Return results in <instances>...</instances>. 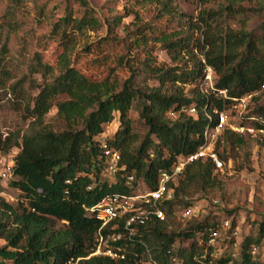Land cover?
<instances>
[{
    "label": "trees",
    "instance_id": "trees-1",
    "mask_svg": "<svg viewBox=\"0 0 264 264\" xmlns=\"http://www.w3.org/2000/svg\"><path fill=\"white\" fill-rule=\"evenodd\" d=\"M125 1L149 3L146 7L153 9L149 20L140 19L128 32V58L120 62L128 70L125 78H117L113 67L105 76L97 77L72 63L71 48L64 38L69 33L96 29L101 23L86 0H75L79 16L68 11L53 24L62 46L55 65L35 54L29 74L14 83H19L20 106L28 123L22 131L4 137L0 134V152L18 147L9 185L19 191L16 205L0 196V240L4 241L0 244V264H145L150 259L169 264H222L233 259L231 253L211 258L216 250L206 243L213 229L220 230L221 219L199 221L191 216L187 219L193 221L183 227L172 220L175 208L188 206L195 193L212 192L222 184L214 174L213 162L200 159L184 166L173 197L161 203L162 219L151 215L135 233L118 240L125 246L123 258L91 254L100 221L85 208L105 191L131 193L156 188L159 170L170 168L178 157L197 149L205 127L215 121V109L226 108L231 97L254 91L259 92L253 102L264 98V0H256L252 6H245V0H223L217 7H207L216 0H196V16L181 10L177 0ZM11 2L0 18V90L10 78L5 65L8 42L19 25V0ZM130 8L108 20L107 35L111 36L113 27ZM249 13L260 18L255 30L248 29ZM233 17L238 28L226 22ZM162 18L166 28L174 23L172 27L178 30L157 31L156 21ZM187 21L190 26H186ZM155 44L166 50L171 65L156 63L152 57ZM139 53H143L142 59L135 58ZM201 56L213 70L216 88L226 91L225 97L198 89L204 75ZM33 73L40 75V82L31 77ZM149 79L156 84L148 85ZM22 81L28 82L26 88ZM14 84L8 89L13 90ZM53 108V118L62 123L61 128L46 120ZM132 108L146 128L143 135L136 132L130 117ZM261 108L264 103L253 104L251 112ZM114 118L118 126L105 140L108 147L118 151L120 169L110 183L102 174L104 154L96 136ZM260 143L263 141L227 129L219 136L216 151L227 160L234 149L249 144L254 149ZM126 175H133L131 185L123 182ZM234 226L232 219L228 232L221 237L234 236ZM250 227L238 244L236 258L243 264H259L253 258L262 245L264 220H253ZM119 228L120 224L115 228L109 225L102 231ZM179 239L189 243L180 246L176 244ZM252 245L257 246L254 255ZM172 257L180 262L175 263Z\"/></svg>",
    "mask_w": 264,
    "mask_h": 264
},
{
    "label": "rangeland",
    "instance_id": "rangeland-1",
    "mask_svg": "<svg viewBox=\"0 0 264 264\" xmlns=\"http://www.w3.org/2000/svg\"><path fill=\"white\" fill-rule=\"evenodd\" d=\"M89 6L94 10L95 15L100 20L98 28L88 30L83 33H69L64 38L69 42L71 48V60L76 68L85 74H91L97 77H103L110 68L113 67V72L117 78L122 80L128 75L126 67L121 65V61L128 58L125 57V46L129 43L128 32L137 24L140 19L149 20L153 13L152 6L149 3H134L133 1L125 0H86ZM216 0L210 2L207 7H217ZM11 0H0V18L3 10L10 5ZM179 8L187 13L196 16L199 4L196 0H177ZM256 0H245V6L255 5ZM131 5L128 13L121 17L117 26L113 27L111 36L107 35L108 20L120 12L123 13L124 8ZM151 5V4H150ZM132 9V10H131ZM72 16H79L80 8L75 0H19L16 7L17 18L19 20L18 29L10 35L8 42L9 53L6 59V67L10 70V78L6 83V87L0 90V134L2 137L8 133L18 132L25 129L27 119L22 111L21 98L22 94L19 90V83L14 84L19 78L25 74H29V67L35 61V54H38L43 62L55 65L57 55L62 50L61 39L59 34L53 31V24L64 17L67 12ZM137 14V16L135 15ZM248 29L255 30L259 27L260 18L257 15H248ZM226 22L234 28L240 25L237 18H227ZM155 29L178 30L174 23H169L165 27L166 21L164 18L156 21ZM186 26L190 23L185 22ZM70 32V31H69ZM106 36V37H105ZM134 53V51H132ZM135 58L142 59L143 53L134 55ZM156 63L171 65V59L165 49L155 44V49L152 52ZM142 76V75H140ZM39 82L41 77L37 73L31 74ZM140 78V77H139ZM28 80V79H27ZM23 83V81H22ZM14 84V91L8 89V86ZM148 85H155L156 81L149 79ZM24 88L28 86V82L23 83ZM36 93V90H32ZM264 98H260L254 104H263ZM55 108L51 109L46 120L51 122L55 128H61L62 123L53 118ZM130 117L132 118L136 132L143 135L146 131L142 121L138 118L134 108H132ZM118 120L114 118L110 123L104 125L105 134H112L117 128ZM18 152V147H12L6 153L0 152V170L6 171L7 166L11 164L13 156ZM253 154L252 145L238 147L232 151L231 162L233 170L231 173H214L216 178L222 184H219L218 189L212 192H197L188 200V206H194L195 211L192 218H197L199 221H211L213 219L228 218L235 220L234 236L227 234L221 237L217 242V250L211 258H219L220 254H230L234 251V242L241 241L243 236L250 230V224L253 220H264V160L256 159ZM0 196L7 202L16 205L19 198V191L9 185L7 175L3 176L0 172ZM183 207L175 208V216L172 219L179 227H183L193 220L183 218L181 211ZM177 226V227H178ZM228 237V238H226ZM230 237H233L229 239ZM4 241L0 240V244ZM189 241L184 239L177 240L176 244L187 246ZM259 264H264V238L260 247L259 255L253 258ZM9 264V263H7ZM147 264V263H145ZM222 264H243L241 260L233 257L231 261Z\"/></svg>",
    "mask_w": 264,
    "mask_h": 264
},
{
    "label": "built area",
    "instance_id": "built-area-1",
    "mask_svg": "<svg viewBox=\"0 0 264 264\" xmlns=\"http://www.w3.org/2000/svg\"><path fill=\"white\" fill-rule=\"evenodd\" d=\"M201 61L204 63V75L198 84L200 92L207 94L213 92L216 96L225 97L226 91L218 89L215 86L214 73L211 66L205 63V59L201 56ZM259 91L243 94L241 96L231 97L226 108L214 110L215 121L213 125H207L203 131V140L198 145L197 149L192 153L178 157L168 169H161L157 176V186L152 190H137L135 192L126 193L120 191H105L100 199L88 206L86 212L94 215L100 225L96 231V245L91 252L95 255H107L114 259L123 258L125 246H121L118 242L124 235L135 233L140 225H143L146 220L154 215L158 218L164 217V211L161 208V203L173 197L174 187L177 184L178 177L184 166L193 161L200 159L210 160L214 164V173H231L233 170L231 159L223 160L219 157L216 151V143L224 130L233 131L243 137L254 138L263 141L253 149L252 156L256 159L264 160V108L251 112L253 107V97L258 95ZM189 112H194V108L187 109ZM209 120L212 119L208 115ZM111 134H105L103 130L96 136V140L101 144L104 154V168L102 174L106 176L109 182L115 180V174L119 170L118 151L112 147H108L105 138ZM14 156L11 164L7 166L6 171H1L3 176L7 175L10 178L12 173ZM1 175V173H0ZM133 175H126L123 182L126 185H131ZM89 188L91 186H88ZM179 207V206H178ZM194 206L183 207L181 215L183 218H189L194 215ZM117 220H120L118 223ZM117 221V222H116ZM121 225L117 231H107L103 233L102 229L110 225L115 228ZM231 220L221 218L220 230L213 229L206 243L217 250V242L221 239V234H226L230 228ZM232 235L236 234L235 228L231 231ZM235 237V236H234ZM239 241L234 242V251L231 256L236 257L239 253ZM251 254L254 255L257 251V246H251ZM216 252V251H215ZM175 263L180 262L172 257ZM147 264H169L158 262L155 259H150ZM200 264H212L210 261L201 262Z\"/></svg>",
    "mask_w": 264,
    "mask_h": 264
}]
</instances>
